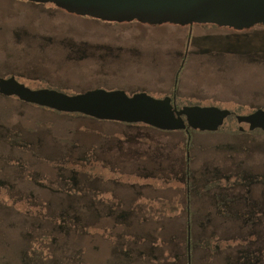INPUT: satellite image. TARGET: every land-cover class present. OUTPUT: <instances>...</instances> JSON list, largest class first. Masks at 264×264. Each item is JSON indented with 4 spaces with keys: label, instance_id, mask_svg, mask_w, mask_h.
I'll return each mask as SVG.
<instances>
[{
    "label": "rangeland",
    "instance_id": "obj_1",
    "mask_svg": "<svg viewBox=\"0 0 264 264\" xmlns=\"http://www.w3.org/2000/svg\"><path fill=\"white\" fill-rule=\"evenodd\" d=\"M212 26L195 27L196 41L222 53L191 49L179 86L189 100L179 109L197 103L233 116L220 132L193 133L189 149L180 131L0 96V264H187V157L192 181L207 165L236 161L264 173V133L238 134L234 122L264 110V26ZM187 34L168 23L112 24L52 4L0 0V79L16 77L32 90L43 79L68 96L96 86L170 89ZM62 41L81 52L84 42L127 50L136 64L109 80L91 60L68 59Z\"/></svg>",
    "mask_w": 264,
    "mask_h": 264
},
{
    "label": "flooded vegetation",
    "instance_id": "obj_2",
    "mask_svg": "<svg viewBox=\"0 0 264 264\" xmlns=\"http://www.w3.org/2000/svg\"><path fill=\"white\" fill-rule=\"evenodd\" d=\"M197 26L202 27L209 25L193 24L185 26L188 28V34L183 43L184 53L182 54L180 65L175 71H172L173 81L170 89L163 87L158 90L150 91L141 88L129 91L127 88L96 86L94 90H103L108 93L124 92L131 99L141 94H147L157 100L170 99L171 106L176 115L178 111H181L179 109V103L189 100L180 95L179 86L181 75L185 70L191 49L194 47H203L205 48V52L202 53L212 56L222 53L219 47H209L204 43L202 45L197 43V38L194 35V29ZM212 27L223 29L215 25ZM38 36L43 40L46 39L43 33H39ZM73 43L74 45L70 46H66L63 41L60 43L62 46L65 45L63 46L64 48L68 49L66 52L68 59L75 61V63L91 60L99 72L105 73L104 75H109L111 77L109 80H111L112 76L116 73L122 72L121 69L126 66L136 64V58L130 57L128 54L131 53L130 51L119 49L117 50L118 52H114L113 49L109 48L101 52L99 48L108 47L90 45L87 42L81 43L82 46L87 47V53V51L81 52L79 43ZM11 79H14L25 88L30 89L19 83L16 77L13 76L7 79H0V84ZM35 80L41 82L40 86L42 87L39 88L42 89H30L32 91L54 90L60 93H66L64 89L48 87L43 79ZM55 89H60L62 92ZM0 96L8 98L13 97L21 102L28 103L17 96H6L2 94L1 91ZM69 96H75V94ZM190 101L197 102L196 100ZM197 105L196 103L190 107ZM257 111L255 110L249 115ZM232 116L233 114L231 113L228 118ZM182 119L185 120V117H182ZM234 122H236V126H239L238 129L240 130L238 134L264 133V131L260 129L252 132L246 131L247 126L244 123H239L238 118H235V116ZM157 131L167 132L161 130ZM220 131L221 129L217 132ZM180 132L185 135L186 149H189L191 146L192 134L198 132L190 128ZM17 133L18 137L21 139V132ZM20 147L23 148V146ZM189 165V158L187 157L185 169V182L187 186V264H264V173L259 174L252 165L247 166L244 163H238V161H236L235 164L223 163L218 165H207L200 169V174L195 172V177L192 181L190 179L191 171ZM191 184L196 185L199 189L194 195H192L190 190Z\"/></svg>",
    "mask_w": 264,
    "mask_h": 264
},
{
    "label": "water",
    "instance_id": "obj_3",
    "mask_svg": "<svg viewBox=\"0 0 264 264\" xmlns=\"http://www.w3.org/2000/svg\"><path fill=\"white\" fill-rule=\"evenodd\" d=\"M52 4L69 13L108 23L139 21L153 26L172 24L215 25L221 28L248 30L264 26V0H26ZM6 96L51 110L80 114L98 121L129 125L143 124L161 131L217 132L231 115L216 107H189L175 115L171 100H157L147 94L129 98L124 92L96 90L75 96L54 90L32 91L14 79L0 84ZM185 117V120L182 119ZM246 131H264V111L239 117Z\"/></svg>",
    "mask_w": 264,
    "mask_h": 264
},
{
    "label": "trees",
    "instance_id": "obj_4",
    "mask_svg": "<svg viewBox=\"0 0 264 264\" xmlns=\"http://www.w3.org/2000/svg\"><path fill=\"white\" fill-rule=\"evenodd\" d=\"M70 115H71V114H70ZM72 115L83 116V115H80V114H72ZM83 117H85V116H83Z\"/></svg>",
    "mask_w": 264,
    "mask_h": 264
},
{
    "label": "crops",
    "instance_id": "obj_5",
    "mask_svg": "<svg viewBox=\"0 0 264 264\" xmlns=\"http://www.w3.org/2000/svg\"><path fill=\"white\" fill-rule=\"evenodd\" d=\"M141 226V225H140Z\"/></svg>",
    "mask_w": 264,
    "mask_h": 264
}]
</instances>
